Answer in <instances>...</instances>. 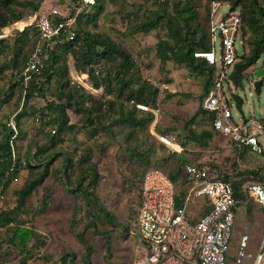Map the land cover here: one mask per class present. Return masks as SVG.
Returning a JSON list of instances; mask_svg holds the SVG:
<instances>
[{
	"label": "rangeland",
	"instance_id": "obj_1",
	"mask_svg": "<svg viewBox=\"0 0 264 264\" xmlns=\"http://www.w3.org/2000/svg\"><path fill=\"white\" fill-rule=\"evenodd\" d=\"M44 1L45 10L56 4L68 5L71 15L76 17L74 23L76 32L81 27L94 32H105L124 45L134 61L130 70L125 72L127 79L133 82L132 87L137 89L139 84L147 83L157 95L149 105H137L141 111H151L154 116L146 128L136 129L134 136L129 135L130 129L127 125H114V119H107L105 122L113 125L111 130L105 127L85 129L82 114L70 108L67 114L75 126L64 130L62 133L64 140L51 148L61 147L72 153L74 160H77L73 176H76L89 161L98 167L101 178L97 191L121 223L118 230L112 233L111 256L107 254L103 235L96 233L93 228L86 231L87 239L95 247L91 264H132L137 239L140 189L143 175L151 166H159L170 171L172 165L176 163L182 172L186 163L200 161L215 169L220 177L230 176V180L237 186L244 182L264 183V153H256L248 145L238 143L228 136L224 137L212 129L209 114L202 108L203 78L191 74L182 64L173 61L162 62L157 56L159 37L168 38L167 30L157 28L150 32L134 31L133 27L136 24L153 16L154 11L163 5L160 2L162 0H102L101 9L97 4L84 6L81 0ZM210 2L211 0H194L200 22L203 24L206 23L205 16ZM225 9L226 6L222 7V11ZM29 16L30 14L26 15L23 20L27 22ZM24 21H19L18 26L12 27L13 23L8 25L10 26L8 35L0 38L3 40L0 44V127L6 122L13 128L15 123L13 150L16 155L25 159L30 144L33 145L32 154L37 146L49 147L50 135L53 136L56 130L61 129V126L54 124L55 112L48 109V102L53 99L52 93L58 92L60 88L57 68L65 70L70 85L74 88L75 98L87 106H92L93 103L99 106L102 103L101 112H104L110 101L114 102L116 109L133 107V101L126 98L128 90L118 96L120 94V88L116 86L117 71L120 69L118 64L111 63L104 57H96L91 64L85 65L84 71L77 70L75 57L71 53L63 55L62 43H58L56 50L62 55V60L54 63L50 57L48 61L55 69V74L51 78L43 77L42 88L45 94L37 91V94L28 99L27 90L20 82L14 80L15 73L20 68L16 62L24 54L29 55L33 51L40 37L36 22L26 25L25 30H20L19 27H23ZM237 48L240 58L250 51L249 45H245V39L240 34L237 36ZM19 62L23 64V58ZM262 62L263 57L246 72L249 76L244 81L243 88H226L229 95L237 94L244 101L241 109L233 106L237 122H241L243 117L252 116L255 120L262 118L264 76L259 91L255 88V81L258 79L255 71L260 68ZM91 70L99 86L94 84ZM79 94L85 96L84 99L79 97ZM88 94L92 97H87ZM24 109L28 114L21 117L18 126L16 115ZM138 114L144 113L139 111ZM204 131L213 133L212 137L207 138V146L192 140L194 137L198 138ZM161 136L168 137L165 138V142L170 146L178 147L169 138L180 143L183 150L175 151L160 138ZM35 142L39 144L36 145ZM260 142L264 149V136L260 138ZM146 146L151 149L150 152H146L149 153L147 161L149 164L143 165L142 157L136 155L135 150L142 152L147 149ZM86 154L89 155L86 162L78 160L81 155ZM61 160V156L48 159L51 163V172L45 182L28 197L25 206L14 210L9 223L0 222V264H87L88 260L83 261L85 247L76 236V231L83 229L86 224V206L83 200L76 199L66 189ZM23 165L26 167V164ZM24 167L0 195V212L16 206L14 190L22 186L28 176L27 167ZM88 175L93 177L91 173ZM183 189L185 184L177 185V191ZM251 204L255 206L259 203L251 201ZM190 208L199 216L207 210L208 205L202 198ZM74 210L77 211V223L72 226ZM238 220L235 221L227 254L228 264H240L242 254L244 259L241 264H252L256 253L255 232L259 221L257 217H253V225L247 229V221H243L242 217ZM17 226L34 229L35 233L27 245V249L33 252L32 255H29L27 249H20L12 244L11 236ZM100 227L104 226L100 224ZM245 235L247 240L244 245ZM263 239L264 236L262 241Z\"/></svg>",
	"mask_w": 264,
	"mask_h": 264
},
{
	"label": "trees",
	"instance_id": "obj_2",
	"mask_svg": "<svg viewBox=\"0 0 264 264\" xmlns=\"http://www.w3.org/2000/svg\"><path fill=\"white\" fill-rule=\"evenodd\" d=\"M43 1L44 0H0V33L6 26L23 19L26 15L36 13L41 8ZM101 1L102 0H96L95 2V4L100 6V9L102 8V5H100ZM212 1L214 0H211L209 3L207 15L205 16V24L200 22L199 11L195 8L194 0H162L160 2H162L161 4L163 5L159 7L158 10L154 11L153 16L140 21L133 27L134 31L143 30L145 32H150L157 28L166 29L168 38L159 37L157 43V56L162 62L173 61L182 64L191 74L202 77L204 98L208 94L216 78V66L210 64L203 57L195 56V52L211 49L209 18ZM222 1L229 3L232 9L240 10L242 17L241 36L242 38L244 37L245 45H249L250 49L248 54H243L241 58L239 57L240 59L234 65L230 75L235 87L243 88L244 81L249 76V73L246 72H248L249 68L253 67L261 57H263V62L260 68L264 67V0ZM23 30H25V28ZM247 33H249L248 36ZM2 41L3 40L0 39V44ZM58 43H62L63 55L65 53H71L75 57V66L77 70L84 71L85 65L91 64L96 57H104L107 61L118 64L120 68L117 71L118 77L116 81V86L120 88V94L118 96L120 97L123 92L128 90L126 98L128 101H133V107L130 109H124L122 107L116 109L114 102L110 101L107 104V108H104V112H101L100 108L103 109L102 103L99 106H96L95 103H93L92 106H87L84 102L75 98L74 88L71 87L65 70L57 68L56 74L60 88L58 92L52 93L53 99L48 102V109L55 112L54 124L61 126V129L58 131L56 130L53 136L50 135L51 145L49 147L43 145L37 146L32 154L31 149L33 145L30 144L25 154L26 158L23 159V157L16 155L13 150L16 131L6 122L2 123L0 127V195L20 173L21 169L24 167L23 164H26L28 170V176L23 185L14 190L16 206L13 209L2 210L0 212V222L9 223L12 220L14 210L20 209L26 205L28 197L31 196L50 175L51 163H49L50 161L48 162V159L61 156L62 160L60 165L62 173L65 176V187L76 199L83 200L86 206V224L83 229L76 231V236L85 247L83 261L85 262L88 260L86 263L91 264V256L94 253L95 247L93 243L87 239L86 231L93 228L96 233H101L105 240L104 243L107 254L111 256L113 251L112 233L118 230V226H120L121 223L118 221L117 215L108 208L97 191V186L101 178L98 167L89 161L76 176H73V169L77 160H74L72 153L61 147L51 148L56 145L58 146L59 142L64 140V136L62 135L64 130L75 126V123H71L69 120L67 114L68 109L71 108L73 109L72 111L82 114L84 117L83 128L85 129L105 127L111 130L113 125L111 126L105 122L107 119H114V125H127L130 129L128 130L129 135L134 136L135 130L139 127L143 129L146 128L154 116L151 111H141L137 105H149L156 99L157 95L152 89V86L147 83L139 84L137 89L132 87L133 82L127 79L125 72L130 70L134 61L131 53L124 45L117 42L108 33L94 32L88 28L81 27L80 30L76 32V36L73 39L68 40L63 36L56 40L54 49L50 51L46 59V67L39 75H35L27 88L28 99L37 94V91H40L42 95L45 94L42 88L43 77L51 78L53 74H55V69H53V66H50L48 61L50 57L53 58L54 63H59V61L62 60V55L56 51ZM30 54L23 55V64L19 62L22 58H18L16 64L20 68L16 72L25 68ZM91 77L94 80V84L99 86V82L92 70ZM256 90L259 91V87L256 88ZM79 97L84 99L85 96L79 94ZM87 97L90 98L92 95L88 94ZM233 97L236 99L239 107H241L244 102L242 97L237 94H233ZM94 108L96 111H94ZM139 111L144 114H138ZM26 114L28 113L24 109L16 115L18 126H20L19 121L21 117ZM208 114L212 125L214 116L210 112H208ZM212 135V131H204L198 138L194 137L192 140H195L194 142H197V144L207 146V138L212 137ZM46 136H48V134H46ZM127 137L126 135V138ZM35 144L37 145L39 143L35 142ZM135 147L138 148L136 145ZM146 148L147 149H144L142 152L135 150L136 155L140 158L142 157L141 161L144 163L143 165L149 164V162H147L149 160V153L146 152L149 150L151 151V149H148L147 146ZM40 155L43 156L41 157ZM178 156H180V154ZM88 158L89 155L86 154L84 156L81 155L78 160L86 162ZM152 168L165 170L159 166H151L147 170ZM209 168L218 178L231 181L230 176L226 175L220 177L215 169H212L210 166ZM166 172L172 178L176 186L180 183L185 184L184 170L181 172V168L177 167L176 163L172 165L170 171ZM89 173H91L93 177H90L88 175ZM178 178H180L179 181H177ZM245 183L246 182L240 186L233 183L234 195L239 203L249 196L243 190V185ZM178 193L177 203L180 204L185 197L186 191L183 189L180 192L178 191ZM75 223H77L76 210L73 212L72 226H75ZM100 224L104 227H100ZM34 233L35 231L31 227L17 226L11 236V242L17 248L27 249L28 242ZM27 252L29 255L33 253L30 249H27Z\"/></svg>",
	"mask_w": 264,
	"mask_h": 264
},
{
	"label": "built area",
	"instance_id": "obj_3",
	"mask_svg": "<svg viewBox=\"0 0 264 264\" xmlns=\"http://www.w3.org/2000/svg\"><path fill=\"white\" fill-rule=\"evenodd\" d=\"M95 2L81 0L84 6ZM224 6L226 9L222 11ZM75 20L68 5L56 4L30 14L23 27H19L23 30L26 25L36 22L40 37L25 68L15 73L14 80L20 82L25 90L35 75H39L46 67V59L54 49L56 40L63 36L70 40L76 36ZM19 21L13 23L12 27L18 26ZM241 27L239 9H232L229 3L222 0L212 1L209 18L211 49L195 52V56L203 57L216 66V78L203 100L202 108L213 114L212 128L215 132L262 154L264 149L260 138L264 136V112L259 120L251 116L237 122L233 114L236 104L232 95L227 93L228 88L235 87L230 75L240 59L237 36L241 35ZM9 29L10 26H6L0 38L7 36ZM13 128L16 129L15 123ZM160 138L165 142L168 137ZM169 140L178 145L173 147L165 142L169 147L175 151L183 150L180 143L171 138ZM184 181L185 197L178 204L177 186L165 170L152 168L145 172L140 189L132 264H228L227 254L239 203L234 195L232 181L218 178L206 163L200 161L186 163ZM243 190L250 197H255L264 209V183L246 182ZM202 198L206 200L208 208L198 216L190 206ZM246 240L247 235L243 239L244 245ZM252 264H264V239Z\"/></svg>",
	"mask_w": 264,
	"mask_h": 264
},
{
	"label": "crops",
	"instance_id": "obj_4",
	"mask_svg": "<svg viewBox=\"0 0 264 264\" xmlns=\"http://www.w3.org/2000/svg\"><path fill=\"white\" fill-rule=\"evenodd\" d=\"M45 3H46V1H44L42 3L41 9L45 7ZM232 97H233V95H232ZM232 100L235 101L236 106L239 109H241L242 106L239 107V105H238V103H237V101H236V99L234 97H233ZM217 133H220V132H217ZM221 135H223V134H221ZM224 137H226V136H224ZM243 200L244 201L239 203V205H238V207L236 209L235 221H239L238 219H241V217H242L243 221H247V229H249V227L251 228V226L253 225L252 218L253 217H257L259 222H258V228L256 229V232H255L256 241L254 243V248H255L254 250L256 252L259 249V247H260V245L262 243V238L264 236V209L258 204V201H257V199L255 197L247 196V198H244ZM251 201L256 202L258 205L253 206L251 204ZM241 207H243V208H241Z\"/></svg>",
	"mask_w": 264,
	"mask_h": 264
},
{
	"label": "water",
	"instance_id": "obj_5",
	"mask_svg": "<svg viewBox=\"0 0 264 264\" xmlns=\"http://www.w3.org/2000/svg\"><path fill=\"white\" fill-rule=\"evenodd\" d=\"M255 74L257 75L258 79L255 81V87H260L263 82V76H264V67L259 68L255 71Z\"/></svg>",
	"mask_w": 264,
	"mask_h": 264
}]
</instances>
